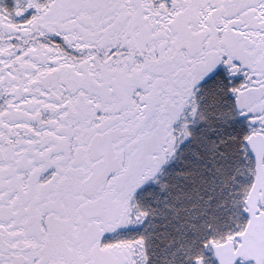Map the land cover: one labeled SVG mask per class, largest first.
<instances>
[{"label": "snow or ice", "instance_id": "snow-or-ice-1", "mask_svg": "<svg viewBox=\"0 0 264 264\" xmlns=\"http://www.w3.org/2000/svg\"><path fill=\"white\" fill-rule=\"evenodd\" d=\"M0 264H264V0H0Z\"/></svg>", "mask_w": 264, "mask_h": 264}]
</instances>
